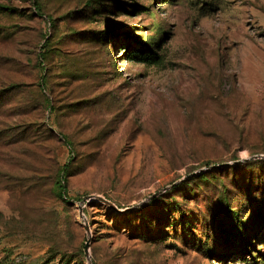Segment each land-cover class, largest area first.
Wrapping results in <instances>:
<instances>
[{"label":"rangeland","instance_id":"rangeland-1","mask_svg":"<svg viewBox=\"0 0 264 264\" xmlns=\"http://www.w3.org/2000/svg\"><path fill=\"white\" fill-rule=\"evenodd\" d=\"M0 6V264H264V0Z\"/></svg>","mask_w":264,"mask_h":264},{"label":"trees","instance_id":"trees-1","mask_svg":"<svg viewBox=\"0 0 264 264\" xmlns=\"http://www.w3.org/2000/svg\"><path fill=\"white\" fill-rule=\"evenodd\" d=\"M0 9L2 10H9V11H15L16 9L14 8H11V7H8V6H0ZM36 9L39 13L42 12V7L38 4H36ZM145 49V48H143ZM153 50H154V47H153V43L150 45V48L149 50H147L149 53H153ZM146 52L145 51H142L141 54L144 55ZM16 88H18L17 85H12L10 87V90H16ZM50 108L52 109V107L50 106ZM72 158H70L71 160ZM207 166H209V164L207 163L206 164ZM69 167H70V162L68 163H65L63 165V167L60 169L59 173H58V176H57V181H56V188H57V193L58 195L63 199V200H67L66 198V193H67V186H68V177H69ZM238 167V166H236ZM236 167L234 168V170H237ZM216 170H212L211 171H205V172H200L198 174V177L199 178H203V179H206L207 177V174H213L212 176H214ZM176 186V185H175ZM174 188V186H173ZM158 197L152 199L150 202H154L157 200ZM107 199V198H106ZM109 200V199H108ZM117 205V204H116ZM119 208H121V206L117 205ZM231 211V210H229ZM132 212V211H130ZM235 214L236 216L238 215L237 213H233Z\"/></svg>","mask_w":264,"mask_h":264},{"label":"water","instance_id":"water-1","mask_svg":"<svg viewBox=\"0 0 264 264\" xmlns=\"http://www.w3.org/2000/svg\"><path fill=\"white\" fill-rule=\"evenodd\" d=\"M247 160V159H245ZM240 162V161H239ZM217 166H211L210 168H215ZM182 181V180H180ZM178 182L173 183L171 187L177 185ZM170 187H166L165 189H163V191H159L157 193L152 194L147 200L146 202L151 201L152 199L158 197L160 194H162L163 192L167 191V189ZM88 200H96L104 205H106L107 207H109L110 209L116 211L117 213H123V212H127V211H131L132 209H134V207H129L126 209H121L119 208L115 203H113L112 201L106 199L105 197L101 196V195H89L86 196L83 201L81 202V205L79 206V217L81 219H85V215L83 213V204L88 201ZM85 230L87 231L88 235H89V224L87 222H85ZM85 254L87 256L88 259V264H92L91 258H90V238L88 237L86 243H85Z\"/></svg>","mask_w":264,"mask_h":264}]
</instances>
